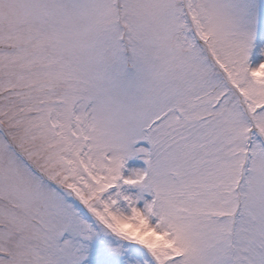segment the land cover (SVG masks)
<instances>
[{"label":"snow or ice","instance_id":"6c2138e0","mask_svg":"<svg viewBox=\"0 0 264 264\" xmlns=\"http://www.w3.org/2000/svg\"><path fill=\"white\" fill-rule=\"evenodd\" d=\"M0 264H264V0H0Z\"/></svg>","mask_w":264,"mask_h":264}]
</instances>
